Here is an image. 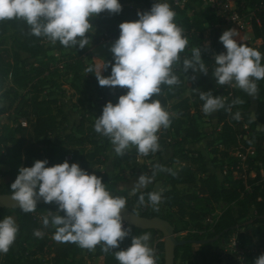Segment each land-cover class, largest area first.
Masks as SVG:
<instances>
[{"label":"trees","instance_id":"trees-1","mask_svg":"<svg viewBox=\"0 0 264 264\" xmlns=\"http://www.w3.org/2000/svg\"><path fill=\"white\" fill-rule=\"evenodd\" d=\"M170 1L176 15L183 16V22L186 24L184 35L188 38V45L185 53L181 54L183 58L190 48L202 43L203 29L198 28V25L201 27V22H199L200 24L196 22L195 26L191 24V19L184 12L186 4L175 5L172 0ZM240 2H243L245 8L264 6V0H237V4ZM120 3L122 8L119 13H109L105 10L90 18V23L102 24L115 20L120 24L122 21L135 20L138 18L137 11L149 9L153 0H120ZM256 13L260 23L257 24L253 20L251 31L256 43L254 48L262 53V63H264V8L257 10ZM10 29L13 30L11 34L9 33ZM8 35L11 38L10 45L7 43ZM86 35L90 37L89 46L83 49L66 48L59 42L52 44L45 37L32 35L29 26L22 20L0 22V97L7 102V108H0V114L13 107L17 120L13 126L3 125L0 127V194H10L8 188L15 179L18 168L31 166L32 160L43 154V149L48 157V162L54 161L55 152L58 150H54V141L50 139V135L67 122V116L60 103V95L55 90L61 85L59 82L61 73L58 72V69L51 68L46 60L33 63L28 60L43 57L50 50L57 52L71 50L73 54L64 62L62 75L71 76V85L78 93H82V90L89 87V84H94L93 91L96 94L88 96L84 101L79 99V102L84 104L85 111L80 114L74 131L56 136V145L73 149V154L68 160L69 163L77 162L85 170L94 171L102 177V182L106 184L113 195L126 198V208L130 209L134 206L136 209L132 208L131 210L139 215L149 218L156 216L167 220L174 227V233L179 231L178 221L180 220L196 222L197 229L203 228L198 224L200 220L198 206L202 202L209 205L222 202L226 205L217 219L204 229L205 239H211L217 235H219L218 238L225 237L240 227L254 224L256 227L263 225L264 174L260 172L257 164L260 162L264 165V79L257 81L258 91L255 96H249L242 90L235 89L230 96L224 99L226 106L231 107V111L220 109L213 113L214 129L206 145L211 146L215 143V146L211 148L213 156L209 158L206 152L197 148V145L203 142L197 119L205 113L201 110L203 102L200 101L198 93L192 89L211 90L214 95L221 96L211 71L214 54L225 51V49L223 44L218 42L216 35H213L212 39L210 38L209 44L202 46L201 57L209 69L208 75L195 74L191 69L187 71L186 74L190 78L191 94L172 105L175 112L171 115V123L168 128H162L158 133L160 144L158 153L169 151V155L166 160L162 155L157 161H154L148 173L151 175L154 165L157 164L171 169V172L157 171L154 178V181L162 183L161 189H163L162 201L157 211L147 205L138 206V193L132 194L131 188L119 189L117 187L118 178L112 176L111 170L99 172L93 168L107 162L111 163L113 167L122 162L129 163V161L134 164L138 154L132 148L121 156L112 155L113 149L109 139L96 133L93 129L95 116L101 114L103 105L109 100L115 103L118 96L126 92V89L100 86L94 74L84 71L88 64L85 63L82 55L98 41V34L87 33ZM118 35L119 31L115 36ZM110 68L111 64L107 69L102 70V74H110ZM178 68H182L180 63L174 65V71L182 81ZM75 82L76 84H74ZM162 89L164 93L160 94L158 99L166 108L174 94L167 89V86H162ZM237 93H241L240 98L244 104V110L239 120L233 118L236 104H233L232 101L236 99ZM226 94L228 95V92ZM20 119H23L25 123L22 124ZM254 139L257 140L255 145ZM248 147H253L254 153L247 156L248 166L245 170V180L240 179L237 180V184H231L228 176L223 174L222 166L224 164L228 166L239 164V158L233 154L238 150L244 152ZM66 156L64 155V157ZM145 157L151 158L152 153ZM172 164H176V166H172ZM217 166L219 172L213 169ZM238 168L240 169V166ZM250 171L254 173V176H249ZM179 185H185L190 191L181 192L178 188ZM155 190L158 189L147 186L142 191ZM232 204H236L241 211L236 217L233 215ZM56 208L55 203L37 204V209L30 213H25L20 208H0V218L5 215L13 216L19 229L8 252L0 253V264H46L40 258L43 255L49 257L48 264H82L83 256L102 257L103 264H118L114 256L115 250L105 252L101 244L93 249H86L75 243L56 242L46 232V230L54 232L51 226L45 228L41 237L35 236L34 230L42 231L44 228L42 217L49 210L54 211ZM166 210L171 212L166 213ZM239 218L243 219L239 221ZM130 227V235L125 237L129 242H131L132 235L151 233L149 243L150 246L154 244L156 262L163 264V242L160 232ZM262 229L264 231V228ZM155 239L156 241L153 243ZM187 239L200 240L196 234L184 238V240ZM202 246L204 244L189 242L176 246L174 248V264L177 259L185 264H200L196 260V256L202 255L204 258L201 252ZM119 247L124 248L122 244H119ZM261 252H264V245H262V250H255L245 255L246 263L252 264V259ZM213 260L218 261V256H214Z\"/></svg>","mask_w":264,"mask_h":264},{"label":"clouds","instance_id":"clouds-1","mask_svg":"<svg viewBox=\"0 0 264 264\" xmlns=\"http://www.w3.org/2000/svg\"><path fill=\"white\" fill-rule=\"evenodd\" d=\"M121 8L120 0H0V22L22 20L36 37H45L52 44L59 42L66 48L83 49L90 45L86 34L94 30L90 18L105 10L119 13ZM175 16L169 0H153L149 9L137 11V19L118 25L119 35L110 45L113 55L110 74H102L109 62L101 57L90 58L92 63L84 69L94 74L100 86L126 89L115 103L109 100L103 105L93 123L94 131L109 139L117 156L132 148L141 156L160 149L158 133L169 127L172 114L158 97L162 86L172 88L181 83L174 65L180 63L184 75L189 69L195 74L208 75L199 45L181 57L188 38ZM218 39L225 51L214 54L212 60L211 75L216 85H230L255 96L257 81L264 79L262 53L248 46L235 28L224 30ZM192 90L203 102V113L231 111L224 98L211 90ZM240 102L238 98L232 101L233 104ZM233 118L240 119L239 111L233 113ZM46 165L47 159H36L31 166L18 168L8 189L21 211L34 212L38 198L44 203H55L56 210H49L42 217L43 227L54 229L55 241L75 243L86 249L101 244L105 252L115 250L118 264H156L154 249L149 243L151 233L132 235L126 248L119 247L131 232L130 226H124L122 216L127 203L124 196L113 195L101 176L85 170L77 162L64 160ZM157 171L171 172V169L154 165L151 175L142 173L136 178L131 192L138 193V206L147 205L158 211L163 189L142 191ZM18 230L13 216L0 218V253L8 252ZM33 234L41 237L43 232L37 229ZM252 264H264V252L255 256Z\"/></svg>","mask_w":264,"mask_h":264},{"label":"rangeland","instance_id":"rangeland-1","mask_svg":"<svg viewBox=\"0 0 264 264\" xmlns=\"http://www.w3.org/2000/svg\"><path fill=\"white\" fill-rule=\"evenodd\" d=\"M183 3L186 4V8L184 12L191 19V24L194 25L196 22L197 23L201 22V27L200 25H198V28L203 29L202 43L199 45L201 49L202 46L209 44V39L210 38L212 39L213 35H216L218 38L224 30L228 28H234L233 26H229V25L219 26L215 28L214 26H216L215 23L217 21L216 17L208 13L206 10H204V4L201 2V0H197L195 2H191L189 0H182L181 4ZM169 4L172 7L170 0H169ZM174 19L176 23L183 28V30L186 28V24L183 22V16L176 15ZM92 25L94 30L93 32H91V34H98V41L95 42L90 47V49L82 55V58L84 59L86 64L92 62V60L90 59L92 57H101L105 59L107 62H109V64H111L113 62V55L110 51V45L118 37L115 36V34L117 31H119V27H118L119 23L114 20L102 24L94 23ZM12 31L13 30L10 29L9 33L11 34ZM240 34L245 38V43L248 46L251 47L255 46V41L252 39L253 36L252 33L249 31V29L243 30L242 32H240ZM10 42H11V38L10 35H8L7 36L8 45H10ZM218 42H220L219 39ZM220 43L222 44V42ZM72 54L73 52L71 50H65L62 52L50 50L43 57L31 58L28 60V62L30 63L37 62L39 60H46L50 64L51 68H55L56 70L58 69L59 70L58 72L61 73V76L59 77V82L61 85L58 89L55 90L60 95V103L62 104L63 112L67 116V122L64 123L62 126H60L57 131L53 132L50 135V139L54 141V146H55L54 150L56 151L58 150V151L55 152L54 161L52 163L48 162V165L46 166H50L52 164L59 163L64 160H69V159H65L64 155L71 156L73 154L72 152L73 149L67 146L60 147L56 145L57 144L56 136L57 134L62 136L68 132L74 131V128L79 121L80 114L85 111L83 109L84 104L82 105L79 102V99H82L84 101L88 96H94L96 94L93 91L95 87L94 84H89V87L84 88L82 90V93H78V91H76L75 88H73V86L71 85V76L62 75L64 62L68 58H70ZM178 71L179 74L182 76L181 83L179 85L173 86L172 88H169L167 86V89L174 94V97L168 101V104L166 106V109L171 114H174L175 112V110L172 108V105H174L175 103H177L178 101L182 100L185 97H189L191 94L189 76L187 74H185L186 75L185 76L182 73V68H178ZM74 84H76V82ZM216 87L224 99L225 97L230 96V94H232V92L235 89H238L230 85H224V86L216 85ZM226 92H228V95L226 94ZM163 93L164 90L162 89L161 94ZM240 96L241 93H237L236 99L238 98L241 101ZM0 108H7V102L3 101L1 97H0ZM243 110H244V104L241 101L240 103L236 104L235 107V112L239 111L240 118ZM212 115L213 113L204 114L201 118L197 119L198 128L201 130L203 136V142L200 145H197V148H200L203 152H206L209 158L213 156V153L211 152V148L215 146V143H213V145L211 146L206 145L207 142L210 140L212 136L211 135L212 131L214 129L213 126L214 124L212 123L214 121V118ZM19 121L22 124L25 123L23 119H20ZM16 123H17L16 114L13 107L6 109V111L0 114V127L3 125L13 126ZM253 142L254 145L257 144V140L254 139ZM159 150L160 149H158L156 153H152L151 158H146L145 156L137 155L136 162L134 164H132L129 161V163L122 162L119 163V165L113 167L111 163L107 162L105 164H99L93 168L94 170H98L99 172L103 170H111L112 176H117L118 178L117 187L119 189H130L132 188L133 182L140 174L144 173L146 175H150L148 171L153 166V162L157 161V159L160 156L163 155L164 160L168 158L169 151H163L158 153ZM248 150H252L254 153L253 147H248ZM111 154L115 155L114 151H112ZM233 155L239 158V164H237L236 166L234 165L228 166L224 164L222 166V170H223V174H226L228 176V180L231 184H237L236 183L237 180L240 179L245 180L246 177L245 170L248 166L246 163L247 156L248 155L251 156L253 154L251 153V151L247 153L246 150H244V152L238 150ZM36 159H47L48 161V157L45 154L44 149H43V154L38 158H34L32 160V163ZM172 166H176V164H172ZM238 166H240V169L238 168ZM257 166L260 168V172L264 174V165L258 162ZM213 169L216 172H219L218 166ZM249 176L251 177L254 176V173L250 171ZM161 184H162L161 182L154 181L153 179V181L147 186H153L159 190L162 187ZM178 188L183 193L190 191L189 188H187L185 185H179ZM225 207L226 205L222 202L212 205L202 202L198 206V211L200 212V220L198 221V224H200L201 227L203 228L197 229L196 222L190 220H180L178 221L179 231L175 233V237L177 239H184L193 234H196L200 238V240L205 239L206 236L204 233L205 231L204 229H206L209 224L213 223L217 219V216L221 214V212L225 209ZM232 207H233V215L236 217L238 214H240L241 211L239 210V207L236 204H232ZM132 208L135 207L132 206ZM165 212L168 213L171 211L166 210ZM61 215H63L62 211H61ZM245 218H248V216H245ZM242 219L243 218H239L238 220L241 221ZM208 220H211L212 222ZM257 227L255 224L245 227H240L233 230L225 237L217 238L214 241L204 243V246L201 247V252L203 253L204 258H202V255H198L196 256V260H198L200 264H247L244 259L245 258L244 256L250 254L255 250H260V249L262 250V245H264V231L262 229L264 228V224L263 225L261 224V226L258 228ZM51 229L53 228L51 227ZM208 230L210 231L209 228ZM44 231L45 228H43L42 232ZM46 232L49 233L51 236L53 234L51 230H46ZM155 241L156 239L153 241V243H155ZM127 243L128 242H126L125 240H122L120 242V244H122L124 247L128 245ZM216 255L218 256V261L213 260L214 256ZM40 258L43 262L48 264L47 262L49 257L47 255L40 256ZM82 264H103V258L96 256L95 257L83 256ZM175 264H185V263H182L177 259L175 261Z\"/></svg>","mask_w":264,"mask_h":264},{"label":"water","instance_id":"water-1","mask_svg":"<svg viewBox=\"0 0 264 264\" xmlns=\"http://www.w3.org/2000/svg\"><path fill=\"white\" fill-rule=\"evenodd\" d=\"M44 203L42 198L37 199V204ZM0 208L18 209L15 201L11 199L10 194H0ZM124 223L140 229L157 230L162 235L163 242V264H174V248L185 242L204 244L216 240L219 235L211 239L194 240V239H177L174 233V227L165 219L160 217H146L137 214L129 208H125L122 212Z\"/></svg>","mask_w":264,"mask_h":264},{"label":"built area","instance_id":"built-area-1","mask_svg":"<svg viewBox=\"0 0 264 264\" xmlns=\"http://www.w3.org/2000/svg\"><path fill=\"white\" fill-rule=\"evenodd\" d=\"M181 2L182 0L181 1L172 0V3L175 5L181 4ZM201 2L204 4V10H206L208 13L216 17L217 21L215 23L216 26L214 27L229 25L237 29L239 33L246 29H249V31L252 33L251 31L252 21L254 20L257 24L260 23V19L256 11L264 8V6L245 8L243 2L237 4V0H201ZM245 150L247 151V153L251 151V153L253 154L252 150H248V148H246ZM65 159H70V156L67 155ZM208 221L212 222L211 220ZM124 226L127 227L128 225L124 223ZM124 240L128 242L127 243L128 245L130 244L127 238L126 239L124 238ZM151 247H153L155 254L156 250L154 244Z\"/></svg>","mask_w":264,"mask_h":264}]
</instances>
